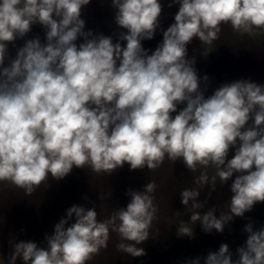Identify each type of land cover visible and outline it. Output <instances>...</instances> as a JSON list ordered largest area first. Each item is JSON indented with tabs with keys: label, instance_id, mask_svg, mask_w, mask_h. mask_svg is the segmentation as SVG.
<instances>
[{
	"label": "clouds",
	"instance_id": "1",
	"mask_svg": "<svg viewBox=\"0 0 264 264\" xmlns=\"http://www.w3.org/2000/svg\"><path fill=\"white\" fill-rule=\"evenodd\" d=\"M89 3L0 0V66L9 43L34 24L46 30L45 43L38 37L25 41L0 69V182L31 194L49 176L63 179L73 167L108 175L125 163L130 171L156 170L166 158L182 160L190 172L214 167L212 190L217 177L224 184L237 174L229 211L217 218L209 208L194 212L190 221H199L206 233L223 232L234 217L264 202V85L237 80L206 98L187 45L194 39L210 45L224 24L241 36L264 33V0H171L169 7L179 5L174 22L150 55L141 42L160 26V0H112L115 23L127 30L116 43L84 31L81 12ZM78 37L84 38L79 45ZM196 183L203 187L209 179L201 175ZM155 190L154 181L141 191L129 189L126 208L105 221L97 219L95 208L73 205L45 236L46 248L15 243L8 264L17 258L23 264H87L107 247L110 231L129 242L118 244L119 251L145 255L137 245L148 240L157 219ZM199 194L186 188L179 195L186 208L191 201L193 209H202L206 202H198ZM73 216L75 222L65 227ZM244 231L248 237L238 259L221 244L204 264H264V227L253 230L249 223ZM177 234L192 237L193 228L182 221Z\"/></svg>",
	"mask_w": 264,
	"mask_h": 264
},
{
	"label": "rangeland",
	"instance_id": "2",
	"mask_svg": "<svg viewBox=\"0 0 264 264\" xmlns=\"http://www.w3.org/2000/svg\"><path fill=\"white\" fill-rule=\"evenodd\" d=\"M163 5L160 16V26L151 40H143L142 46L148 54L157 48L163 40V31L173 22L179 5L169 7L171 0H160ZM81 18L85 21L84 31L91 30L94 35L111 36L116 43L121 32L115 23V9L112 0H90L83 6ZM45 28L40 24L32 25L31 31L23 38H18L14 44L7 45L8 52L4 64L0 69L10 65L15 59L17 50L25 41L39 38L46 42ZM84 42L78 37L76 43ZM126 46V41H119ZM189 59L195 60V69L200 77L201 90L207 98L222 84L237 80H249L264 85V33L257 36L238 35L231 25H221L219 38L210 45L194 39L187 45ZM208 80L204 81L203 77ZM185 105H178V111ZM176 113H173V116ZM251 124V121H249ZM235 149H230L228 159L234 156ZM214 167L198 166L195 172H190L182 160L175 162L165 159L156 170L147 168L129 170L124 164L111 174L92 172L89 167L76 168L63 179L56 180L48 177L31 194L23 189L0 182V264H8L9 254L13 245L21 241L35 242L38 247H47L46 235L54 233V227L62 217H66V210L73 205L95 208L99 221L111 218L112 213L120 208H126L130 197L126 192L143 190L144 186L154 181L156 190L154 204L158 207L157 219L153 220L148 240L137 247H142L145 255L132 257L119 251L117 245L129 243L122 241L117 232L110 231V238L106 248L93 256L87 264H191L197 257L200 264L209 252L219 250L221 244H227L232 253V259H238L237 249L245 245L248 233L244 231L251 223L253 230L264 227V202L254 205L251 211L245 212L243 217H234L224 226L223 232L213 229L206 233L199 221L193 223L190 216L194 212L203 214L209 208H215V215L229 211L228 204L232 195L231 184L237 174L222 184L216 178L215 189L210 186L211 178L215 175ZM206 175L209 183L201 187L196 178ZM199 189L198 202H206L202 209H193L190 201L187 208L182 204L180 192L184 189ZM179 212V214H175ZM187 222L193 228L194 235L178 236L177 229L181 222ZM75 222L73 216L65 227ZM16 264H23L22 258H17Z\"/></svg>",
	"mask_w": 264,
	"mask_h": 264
}]
</instances>
